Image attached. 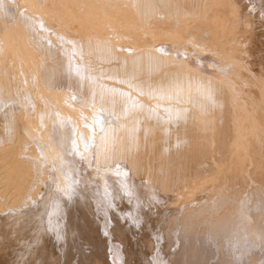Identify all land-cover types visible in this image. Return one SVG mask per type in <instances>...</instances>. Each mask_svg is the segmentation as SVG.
Here are the masks:
<instances>
[{
    "label": "bare ground",
    "instance_id": "obj_1",
    "mask_svg": "<svg viewBox=\"0 0 264 264\" xmlns=\"http://www.w3.org/2000/svg\"><path fill=\"white\" fill-rule=\"evenodd\" d=\"M263 49L264 0H0V264H264Z\"/></svg>",
    "mask_w": 264,
    "mask_h": 264
},
{
    "label": "rangeland",
    "instance_id": "obj_2",
    "mask_svg": "<svg viewBox=\"0 0 264 264\" xmlns=\"http://www.w3.org/2000/svg\"><path fill=\"white\" fill-rule=\"evenodd\" d=\"M257 10H259V9H257ZM261 11H262V10H260V12H261ZM260 12H258V11L255 10L256 15H258V16H259V13H260ZM262 13H263V11H262ZM263 52H264V49H263V51H262V54H263V56H264V53H263ZM40 55H42V54L40 53ZM260 163H261V162H260ZM263 166H264V165H263ZM261 171H262V173H263V175H261V177H262V176L264 177V172H263V171H264V168H262ZM260 173H261V172H260ZM261 177H260V178H261ZM263 177H262V178H263ZM252 178H253V177H252ZM262 178H261V179H262ZM254 179H255V178H253V180H251V181H249V182H252V181H253L252 183L256 186V184H255L256 182L254 181ZM261 179H260V180H261ZM263 179H264V178H263ZM262 182H263L262 184L264 185V180H263ZM252 183H251V184H252ZM254 185H253V186H254Z\"/></svg>",
    "mask_w": 264,
    "mask_h": 264
}]
</instances>
